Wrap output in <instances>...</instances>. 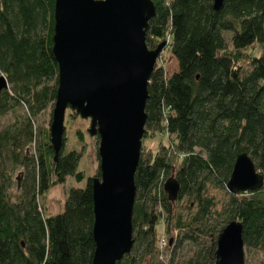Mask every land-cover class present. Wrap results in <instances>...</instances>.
<instances>
[{
    "label": "trees",
    "instance_id": "1",
    "mask_svg": "<svg viewBox=\"0 0 264 264\" xmlns=\"http://www.w3.org/2000/svg\"><path fill=\"white\" fill-rule=\"evenodd\" d=\"M152 1L147 45L154 49L168 37L177 69L168 75L162 65L154 68L144 133L166 135L168 143L151 154L141 151L133 246L117 264L157 260L161 221L168 249L205 237L204 256L197 253L187 264H215L217 237L234 220L243 225L245 248L264 254V186L238 194L226 187L243 152L264 177V0H224L219 10L214 0ZM55 2L0 0V73L8 82L0 93V119L15 116L0 128V264H92L95 252L92 179L68 189L61 212L51 214L43 204L67 178L85 179L82 129L75 132L76 146L64 142L56 156L51 122L36 124L54 107L59 86ZM255 47L258 55L251 52ZM171 176L180 185L175 201L164 190ZM209 187L228 195L220 212Z\"/></svg>",
    "mask_w": 264,
    "mask_h": 264
},
{
    "label": "water",
    "instance_id": "2",
    "mask_svg": "<svg viewBox=\"0 0 264 264\" xmlns=\"http://www.w3.org/2000/svg\"><path fill=\"white\" fill-rule=\"evenodd\" d=\"M224 0H214L219 10ZM152 0H56L53 53L59 65V86L50 126L57 156L63 146L68 108L91 118L90 134L98 135L100 177L92 179L95 252L92 264H117L133 246L132 214L135 173L146 124L148 84L166 42L150 49ZM8 88L0 73V93ZM264 177L250 156L235 160L227 190L261 189ZM164 190L177 199L179 182L170 177ZM215 264H245L243 225L234 220L216 241Z\"/></svg>",
    "mask_w": 264,
    "mask_h": 264
},
{
    "label": "rangeland",
    "instance_id": "3",
    "mask_svg": "<svg viewBox=\"0 0 264 264\" xmlns=\"http://www.w3.org/2000/svg\"><path fill=\"white\" fill-rule=\"evenodd\" d=\"M154 3V2H153ZM169 38L167 37L166 46H164L161 52L158 55L155 67L158 65H162L168 75L173 73L177 69L176 59L172 56L169 50ZM163 43V42H162ZM160 45V44H159ZM158 46V45H157ZM252 50V51H251ZM249 51L254 52L255 54H259V48L255 47ZM154 67V68H155ZM54 107L48 108L45 112L38 116L36 120V124L42 125L45 127L50 126V122H52V112ZM72 112L76 113L71 108H68L65 115V131L63 136V143L67 142L68 148H72L76 146V130H81L84 132V138H86V144L83 147V157L79 164L80 171L83 172L85 179L82 182H77L72 178H67L65 184L54 186L49 193L47 194L46 199L43 201L44 207L47 212L51 214H57L61 212L64 208V202L66 199L67 191L70 187H84L87 179H93L97 177V168L100 167V158L98 155L99 148V137L98 135L92 136L89 132L91 126V118H82L80 115L76 117L72 116ZM15 119L14 114H9L6 117L0 119V128L12 123ZM145 136V137H144ZM147 136V137H146ZM66 139V140H65ZM65 140V141H64ZM168 138L166 135L158 134V133H148V135H143L142 139V148L144 153H152L155 152L160 145L167 144ZM78 147V146H77ZM98 156V158H97ZM100 169V168H99ZM170 178V177H169ZM209 195L215 198L216 201V210L221 211L223 204L228 200V195L226 191L221 190L219 188L209 187ZM229 192V191H228ZM186 200H182L180 203V212L184 215L183 218L186 219L185 214L189 212L186 207ZM164 221H161L158 226V234H159V250L160 254L156 259L147 257L143 264H169V260L171 258L172 253H175L173 258V264H187L188 261L197 253H202L204 256L206 252V247L208 244H205V237L200 236V244H195L191 241H185L183 245L176 250H174V244L172 243L170 249L168 238L164 233ZM178 231H174V238L177 235ZM202 250V251H201ZM245 264H264V254L257 250H247L245 248Z\"/></svg>",
    "mask_w": 264,
    "mask_h": 264
}]
</instances>
